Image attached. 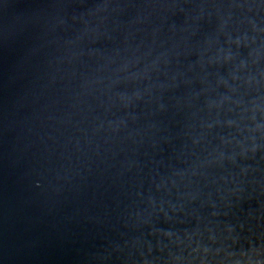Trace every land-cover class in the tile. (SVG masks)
Masks as SVG:
<instances>
[{"label": "water", "instance_id": "water-1", "mask_svg": "<svg viewBox=\"0 0 264 264\" xmlns=\"http://www.w3.org/2000/svg\"><path fill=\"white\" fill-rule=\"evenodd\" d=\"M0 264H264V0H0Z\"/></svg>", "mask_w": 264, "mask_h": 264}]
</instances>
